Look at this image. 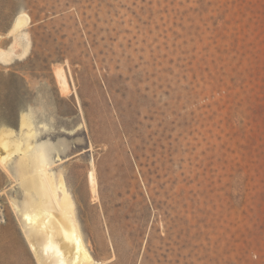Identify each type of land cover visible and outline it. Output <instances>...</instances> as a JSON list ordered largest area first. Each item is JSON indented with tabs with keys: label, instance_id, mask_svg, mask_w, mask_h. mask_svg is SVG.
Returning a JSON list of instances; mask_svg holds the SVG:
<instances>
[{
	"label": "rangeland",
	"instance_id": "obj_1",
	"mask_svg": "<svg viewBox=\"0 0 264 264\" xmlns=\"http://www.w3.org/2000/svg\"><path fill=\"white\" fill-rule=\"evenodd\" d=\"M0 48V128L62 150L97 264H264V0H0ZM16 175L0 264H39Z\"/></svg>",
	"mask_w": 264,
	"mask_h": 264
},
{
	"label": "bare ground",
	"instance_id": "obj_2",
	"mask_svg": "<svg viewBox=\"0 0 264 264\" xmlns=\"http://www.w3.org/2000/svg\"><path fill=\"white\" fill-rule=\"evenodd\" d=\"M25 18L28 19L25 12L19 13L13 27L19 28ZM5 52L0 48L1 61ZM56 74L61 88L65 89L61 70L57 69ZM142 90L146 98L152 89L147 90L146 86ZM36 133L31 111L19 115L17 131L0 128V166L7 175L17 176L16 173H20L24 179L20 178L25 181L19 191H15L20 199L9 197L20 234L39 264H97L83 239L75 201L63 180L50 172L63 161L62 150L48 139L35 140ZM13 154L18 157L13 159ZM88 178L95 192L93 171ZM9 222H4L1 229L10 231Z\"/></svg>",
	"mask_w": 264,
	"mask_h": 264
}]
</instances>
